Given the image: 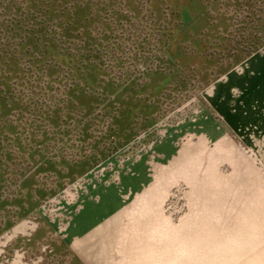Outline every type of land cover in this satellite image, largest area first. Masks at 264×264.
Here are the masks:
<instances>
[{
  "label": "rangeland",
  "instance_id": "374dc122",
  "mask_svg": "<svg viewBox=\"0 0 264 264\" xmlns=\"http://www.w3.org/2000/svg\"><path fill=\"white\" fill-rule=\"evenodd\" d=\"M8 1L0 19L31 15L58 43L70 10L74 41L103 46L120 97L146 106L89 168L74 162L110 138L96 148L101 132L63 114L37 144L15 146L0 177V264H264V44L242 55L229 39L239 2L63 0L50 15L49 0ZM51 91L49 105L64 95Z\"/></svg>",
  "mask_w": 264,
  "mask_h": 264
},
{
  "label": "trees",
  "instance_id": "16d2710c",
  "mask_svg": "<svg viewBox=\"0 0 264 264\" xmlns=\"http://www.w3.org/2000/svg\"><path fill=\"white\" fill-rule=\"evenodd\" d=\"M236 1L239 2L233 16L236 26L231 33L234 36L229 39L234 40V37H240L241 39L237 41L241 42H239V49L242 55H250L264 44V0ZM10 2L13 6L11 8L15 11L16 3L14 0H9L8 3ZM47 2L49 7L46 10L51 15L55 12L54 5L60 2L62 6L63 0ZM74 4L81 3L76 1ZM71 5L74 6L73 2ZM0 8L5 11L7 7L4 5ZM30 8L28 7L27 12L32 11ZM76 8L77 6L73 7L71 11L75 13ZM62 12L64 24L61 25L62 30L59 32V43L54 40V34L49 33L46 25H38L37 18L34 17L33 21L26 20L31 18V15L18 18L12 15V18L0 19V31H3L0 32V36H5L7 39L12 37L13 40L16 39L15 37L20 38L15 45L8 40L6 44L3 43L0 46V148L4 142L8 143V146H3L0 152V177L3 173L1 170L8 166L6 163L8 158H18L21 154L16 151L18 149H15V146L18 147L22 142L24 147L26 143L37 144L36 142L40 141L37 136L45 130L43 123L50 124L52 121L54 125L55 120L61 118V114L65 116H62L65 120L69 118L73 122L77 121L74 125H80L81 129L92 126L94 130L101 132L93 143L96 148L104 143L106 138H110L111 143L107 148H97L98 155L84 156L74 162L77 168L79 165L81 168H89L94 163L105 159L110 154V150L117 149L122 142H126L132 130L130 125L136 120L135 115L145 112L143 107L146 105L139 106V100L135 102V110L132 108L133 111H131V103H134L138 94L120 97V88L123 83L122 70L117 68L119 75L116 77L105 73L106 64L111 66L110 69H113L115 64L106 63L102 59L103 46L94 48L88 43H76L74 36H77L79 32L74 33L76 25L73 21L75 20L73 17L71 19L70 10ZM46 15L49 18V14ZM26 21L31 23L32 28L26 26ZM86 38L85 33L84 39ZM229 48H233L235 50L233 52L236 53L238 45H231ZM48 57L52 58L51 62ZM23 62L28 64L26 68L22 67ZM29 77H33L32 80ZM52 80L54 82L62 80V83L47 82ZM41 81L43 84L40 85ZM93 81L96 82V88ZM51 87H54L56 92L58 88L59 93H64L65 96L55 95L56 99L54 98L53 104L49 105L44 99L54 93L53 91L48 93ZM25 88L28 91H25ZM91 88H94V91L87 92V89L91 90ZM45 104L47 108H44ZM112 111L115 112L112 113ZM106 119L110 120V124L104 122ZM99 124L101 126L105 124L103 131ZM144 124L150 125L148 122ZM5 130L12 134L7 131L1 133ZM119 136L121 138H118ZM38 147L39 145L30 146L35 149ZM2 186L3 184L0 183V187ZM33 200L36 199L33 198ZM5 222L6 219L0 212V226Z\"/></svg>",
  "mask_w": 264,
  "mask_h": 264
}]
</instances>
